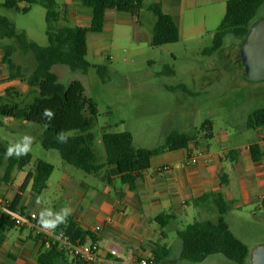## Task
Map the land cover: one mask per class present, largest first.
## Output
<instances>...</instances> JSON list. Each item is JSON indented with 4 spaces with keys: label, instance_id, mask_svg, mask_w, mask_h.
Listing matches in <instances>:
<instances>
[{
    "label": "crops",
    "instance_id": "0c3cea01",
    "mask_svg": "<svg viewBox=\"0 0 264 264\" xmlns=\"http://www.w3.org/2000/svg\"><path fill=\"white\" fill-rule=\"evenodd\" d=\"M229 1L231 0H161V3L163 12L173 19L180 31L179 44L193 45L202 44L205 38L213 40L214 33L225 17ZM5 2L6 0H0V5L3 6ZM55 2L62 7V12L64 11L62 15H65V24L72 27L91 25L92 11L83 7L82 0ZM140 16L141 20L137 22V17L132 14L108 11L104 32L88 36V54L91 50V38L104 34L111 36L114 47L142 53L147 46H151L155 18L152 30L146 31L142 13ZM22 32L30 41H34L27 31ZM4 40L0 39V96H4L10 88L27 96L31 91L27 84L20 80L8 81L9 71L3 62L4 49L16 48L15 54H21L20 64L14 63V56L13 63L27 76L35 72L36 60L30 54H23L15 41L11 40L13 42L9 43ZM123 41L127 44L126 47L121 46ZM97 48L95 47L94 51ZM204 50L199 49V53ZM170 56L177 60L175 54L170 53ZM211 66H214L212 71L223 70L222 60ZM240 73L242 76V71ZM214 78L218 84L223 82L219 74ZM212 84L214 81L209 82L208 87ZM252 84L253 87H249L245 82L237 85V103L222 122L217 118L207 120L212 124V140L207 141L200 134L187 150L166 152L153 158L150 170L141 174L134 189L124 185L119 179L113 180L109 186L97 178L104 185L103 191L100 192L92 186L74 183L72 177L64 176L58 187L72 195L66 196L72 209V215L69 217L84 231L90 232L97 239L95 242L104 250L117 251L122 261L134 263L153 259L154 248L164 246L170 251L169 263L176 264L180 259L182 246H178L172 239L173 234L178 236L191 221L216 222L219 213L215 199L210 198L201 203L196 201L209 195H222L231 206V211L224 217L225 221L235 237L249 248L251 257L259 245H264V236H256L259 228L264 231V128H248L250 116L264 110V82ZM179 87L181 86L167 87L166 90L172 92L179 90ZM186 89L188 92L182 90L185 94L199 95L198 92H192L187 87ZM198 130L200 129L191 130L188 127L179 132L193 134ZM254 145H258L261 152V160L258 163L254 162L251 152ZM196 149L204 152L206 160L189 166L188 155ZM50 180L47 189L52 186ZM11 186L13 184L10 183L0 189L7 199ZM14 198L15 196L9 200L13 202ZM84 202L88 209L84 208ZM18 208L37 214L42 210L33 197L27 199L25 194ZM162 215L174 217L165 228H161L156 222ZM198 218L202 221H196ZM178 222L187 223L186 227H178ZM14 230L19 231V237L17 241L9 242V234ZM14 230L7 234L0 252V264H7L8 261L10 264H37L43 252L42 243L35 242L36 235L32 229ZM254 238L257 242L251 249L249 239ZM92 242L89 240L86 243ZM66 264L75 263L72 258H68ZM248 264H252V261H248Z\"/></svg>",
    "mask_w": 264,
    "mask_h": 264
},
{
    "label": "trees",
    "instance_id": "16d2710c",
    "mask_svg": "<svg viewBox=\"0 0 264 264\" xmlns=\"http://www.w3.org/2000/svg\"><path fill=\"white\" fill-rule=\"evenodd\" d=\"M144 4L145 0H82L83 7L92 11L91 25L72 27L65 24V15H62L64 11L62 12V7L55 0H6L3 7L19 14H28L32 6H41L45 9L48 40L46 47L30 41L26 34L19 32L7 18L0 17V39L15 41L19 50L23 54H32L37 63L35 72L27 76L13 63L16 48L4 49L3 62L9 71L8 81L20 80L27 84L31 89L27 96L35 95V97L31 103L23 104L25 95L14 88L8 89L4 96H0V118L23 121L28 125L44 128L42 146L45 150L57 151L67 165L87 175L95 176L109 186L112 185L113 180L119 179L131 189L135 188L141 174L150 170L153 158L166 152L187 150L201 133H205V140H212V124L209 121L205 122L200 130L193 134L174 131L163 145L155 149L135 147L130 132H105L102 142L106 161L102 163L95 150V137L92 132L98 117L97 104L87 98L85 88L80 82H72L67 86L61 84L53 68L61 65L72 71L88 72L91 68V64L87 61L88 36L104 32L107 12L132 14L137 17V22H140ZM21 5L26 6L22 8ZM263 6L264 0L229 1L225 17L214 33L212 46L205 49L202 54L211 57L222 52L226 39L230 36L240 40L242 47L252 28L262 20L258 15ZM148 11L155 18L151 47L162 48L178 44L181 40L180 31L173 19L163 12L161 0L153 3ZM96 70L104 80L107 68L99 66ZM167 71L174 75L173 70ZM244 77L249 81L245 70ZM181 89L188 92L185 87ZM45 109L54 113L51 120L44 117ZM0 126H3L1 121ZM248 128L250 130L264 128V110H259L250 116ZM60 132L69 135L67 143H60L57 140V134ZM6 151L7 148L0 144V170L6 166L5 174L0 180V189L3 183H11L15 172L23 171L33 160L30 153L19 158H6ZM251 152L254 162H260L261 152L258 145L252 146ZM54 171L53 165L38 162L34 173L26 176L15 195L13 209L27 213L25 209L18 208L27 188L31 187L35 195L41 196L47 189ZM210 198L215 199L219 217L216 222H194L178 233L182 243L179 261L199 264L209 257L221 255L236 264H248L249 248L235 237L225 221L224 217L231 211V206L224 197L209 195L196 202L201 203ZM173 219V216L162 215L156 219V222L161 228H165ZM14 229H17L15 224L8 217L0 214V252L6 242L7 234ZM57 229L64 230L74 242L86 243L89 240L93 242L97 240L71 217H68L67 224H61ZM33 232L36 235L35 242H41L43 249L37 264H66L68 258H72L71 254L59 244L46 248L44 234H38L35 230ZM153 256L156 264H170L168 261L170 251L164 246H156ZM72 259L75 264H81L78 260Z\"/></svg>",
    "mask_w": 264,
    "mask_h": 264
},
{
    "label": "rangeland",
    "instance_id": "374dc122",
    "mask_svg": "<svg viewBox=\"0 0 264 264\" xmlns=\"http://www.w3.org/2000/svg\"><path fill=\"white\" fill-rule=\"evenodd\" d=\"M155 0H145L142 16L146 31L152 30L154 16L147 8ZM26 6V5H24ZM0 17L7 18L17 30L27 31L38 45L46 47V11L41 6H32L28 14H19L0 5ZM259 19H264V6L259 12ZM151 32V31H150ZM91 38V50L87 61L91 64L88 72L72 71L66 66L57 65L53 72L58 75L61 84L67 86L72 82H80L86 91L87 98L92 99L98 106V117L95 128L92 131L95 137V150L100 162L106 161V152L102 142L105 132L123 133L130 132L137 148L155 149L165 143L166 137L173 131H181L183 128L200 129L205 121L217 118L221 122L232 111L237 103V85L245 82L253 87L252 82L244 78V68L237 61L236 53L241 48V41L230 36L222 52L212 58L199 53V49H207L212 46L213 40L205 38L202 44H175L164 48L147 46L142 53H133L124 48L118 49L112 45L109 34L95 35ZM12 43L11 40H4ZM123 41L122 47H126ZM95 47H98L96 51ZM97 53V54H96ZM170 53L176 55L177 60L171 58ZM20 53L14 55V63L20 64ZM33 58V55L30 54ZM227 57V58H224ZM226 59V60H225ZM222 60L223 70L212 71L211 65ZM107 68L104 80L100 78L96 67ZM228 68V69H227ZM167 70H173L174 75ZM240 71H242V76ZM220 75L223 82H215V75ZM220 80V79H219ZM214 81L211 87L208 83ZM221 85V86H220ZM187 87L199 95L185 94L181 87L179 90L167 91V87ZM210 88V90H208ZM205 90V91H204ZM35 95L25 96L23 104L33 101ZM3 126H0V144L6 148L15 143L25 134L34 137V142L29 152L33 160L23 171L16 172L11 180L9 199H13L20 189L28 173H34L38 162H46L54 166L55 171L51 177L49 189L41 196H37L28 187L25 192L27 199H39L41 209L50 208L60 211L63 207H69L66 196H70L67 190L62 191L58 187L64 176L73 178V182L94 187L100 192L104 185L95 176L67 165L57 151H47L42 146L44 128L24 124L23 121L0 118ZM159 161V160H155ZM156 162H154L155 165ZM4 166L0 170V180L5 174ZM7 184L3 183L2 186ZM80 193L83 191H79ZM83 193H86L85 191ZM72 196V195H71ZM73 201L74 198L71 197ZM84 208L88 209L86 202ZM202 221V219H196ZM194 221H191L192 224ZM187 223L178 222L177 226L185 228ZM256 236L263 237L264 231L260 230ZM19 231L9 234V242L17 241ZM172 239L182 246L178 236L173 234ZM255 242L249 239L252 249ZM252 256L248 261H252ZM11 262L8 261L7 264ZM176 264H194L177 261ZM199 264H236L221 255L209 257Z\"/></svg>",
    "mask_w": 264,
    "mask_h": 264
},
{
    "label": "built area",
    "instance_id": "2783aa9c",
    "mask_svg": "<svg viewBox=\"0 0 264 264\" xmlns=\"http://www.w3.org/2000/svg\"><path fill=\"white\" fill-rule=\"evenodd\" d=\"M205 139V133H201ZM202 160H206L203 151L193 150L189 153L187 165H198ZM167 170V168H164ZM13 202L5 197L0 192V214L8 217L17 227V229L28 228L35 230L38 234H44V241L46 248L59 244L72 258L78 260L81 264H156L154 259H147L136 261L134 263H127L119 259L117 251H106L98 242L80 243L74 242L64 230L55 229L53 232L43 230L39 223V214L37 213H22L19 210H14Z\"/></svg>",
    "mask_w": 264,
    "mask_h": 264
},
{
    "label": "water",
    "instance_id": "95a60500",
    "mask_svg": "<svg viewBox=\"0 0 264 264\" xmlns=\"http://www.w3.org/2000/svg\"><path fill=\"white\" fill-rule=\"evenodd\" d=\"M251 82H264V19L251 30L246 43L236 53ZM252 264H264V245L253 252Z\"/></svg>",
    "mask_w": 264,
    "mask_h": 264
},
{
    "label": "clouds",
    "instance_id": "9594fccd",
    "mask_svg": "<svg viewBox=\"0 0 264 264\" xmlns=\"http://www.w3.org/2000/svg\"><path fill=\"white\" fill-rule=\"evenodd\" d=\"M44 117L51 120L54 116V113L45 109L43 112ZM69 135L65 132H60L57 134V140L60 143H67ZM34 142V137L31 135L25 134L15 143L9 145L6 151V158L16 157L27 155L31 151L32 144ZM37 203H40L39 199ZM72 215V209L70 207H63L60 211L56 212L50 208H43L39 213L38 223L40 227L48 232H53L61 224H67L68 217Z\"/></svg>",
    "mask_w": 264,
    "mask_h": 264
}]
</instances>
